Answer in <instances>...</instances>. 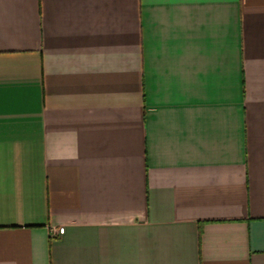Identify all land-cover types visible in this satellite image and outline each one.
Returning <instances> with one entry per match:
<instances>
[{
    "label": "crops",
    "instance_id": "crops-1",
    "mask_svg": "<svg viewBox=\"0 0 264 264\" xmlns=\"http://www.w3.org/2000/svg\"><path fill=\"white\" fill-rule=\"evenodd\" d=\"M0 264H264V0H0Z\"/></svg>",
    "mask_w": 264,
    "mask_h": 264
},
{
    "label": "built area",
    "instance_id": "built-area-1",
    "mask_svg": "<svg viewBox=\"0 0 264 264\" xmlns=\"http://www.w3.org/2000/svg\"><path fill=\"white\" fill-rule=\"evenodd\" d=\"M59 233L63 234L65 232V227H60V229L58 230Z\"/></svg>",
    "mask_w": 264,
    "mask_h": 264
}]
</instances>
